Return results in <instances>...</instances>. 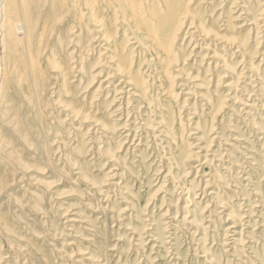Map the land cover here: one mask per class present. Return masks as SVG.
Returning <instances> with one entry per match:
<instances>
[{"label": "rangeland", "instance_id": "1", "mask_svg": "<svg viewBox=\"0 0 264 264\" xmlns=\"http://www.w3.org/2000/svg\"><path fill=\"white\" fill-rule=\"evenodd\" d=\"M155 2L213 33L179 32L177 103L126 37L86 52L90 26L50 42L33 103L5 93L0 264H264V0Z\"/></svg>", "mask_w": 264, "mask_h": 264}, {"label": "bare ground", "instance_id": "2", "mask_svg": "<svg viewBox=\"0 0 264 264\" xmlns=\"http://www.w3.org/2000/svg\"><path fill=\"white\" fill-rule=\"evenodd\" d=\"M195 8L188 2L174 6L172 2L162 5L155 0H0V121L10 107L5 93L12 85L22 87L28 102L38 99L34 83L30 81L47 74L40 60L45 57L44 52L51 46L50 42L54 47L66 35L88 26L93 27L89 31L94 29L97 35H92L90 42L84 44L86 52L95 50L91 42L101 41L108 45L117 36L126 37L128 43L134 42L131 45L137 44L149 53L150 60L162 72L164 96L177 103L179 94L173 89L179 87V80H188L184 68L178 67L181 62L176 47L179 32L193 18L196 27L192 28L196 31L190 36L195 39L201 37L204 41L213 36L205 29ZM121 31L122 35H119ZM214 36L220 35L216 33ZM231 40L223 42L231 44ZM119 45H114V51ZM52 67L56 68V63ZM174 67L179 70L171 73ZM112 78L108 75L104 82ZM125 84L132 86V79L128 78ZM71 109L79 115L76 108ZM179 127L185 126L180 124Z\"/></svg>", "mask_w": 264, "mask_h": 264}]
</instances>
